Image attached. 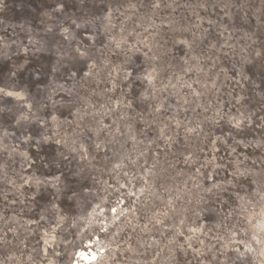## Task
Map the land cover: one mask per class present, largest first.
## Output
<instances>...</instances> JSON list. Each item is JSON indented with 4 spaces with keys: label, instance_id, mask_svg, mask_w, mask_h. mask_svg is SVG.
Returning <instances> with one entry per match:
<instances>
[{
    "label": "rangeland",
    "instance_id": "rangeland-1",
    "mask_svg": "<svg viewBox=\"0 0 264 264\" xmlns=\"http://www.w3.org/2000/svg\"><path fill=\"white\" fill-rule=\"evenodd\" d=\"M263 205L264 0H0V264H259Z\"/></svg>",
    "mask_w": 264,
    "mask_h": 264
},
{
    "label": "bare ground",
    "instance_id": "bare-ground-1",
    "mask_svg": "<svg viewBox=\"0 0 264 264\" xmlns=\"http://www.w3.org/2000/svg\"><path fill=\"white\" fill-rule=\"evenodd\" d=\"M4 91L6 92L7 95L12 96L16 99H21L24 96V94L21 91H15V90H10V89H5ZM257 214H258V217L254 222L251 223V226L253 227V230H254L253 236L256 237L257 241H260L261 240L260 235L264 232V205L258 208ZM253 216H254V213L252 212H249L247 214L248 219H251ZM55 238H56L55 235L49 234L46 230L44 231L43 239L46 243L49 241L54 242L56 240ZM234 238L235 236L234 237L232 236L233 241L235 240ZM95 240H98V237L92 240H89V242L87 243L85 242V243L88 247H90L91 245H95ZM247 246H249L248 248L253 251V248H252L253 245L247 244ZM95 248L94 249L84 248V249L77 250L75 252L76 257L71 262V264H104V262H106L109 256L106 255V253L104 252L102 253V251L99 250V248L97 250ZM44 250L45 251L47 250L46 245L44 246ZM256 255H257L256 256L257 262L259 264H264V240H263V243L260 245L259 250L257 251ZM50 264H53V263L50 262Z\"/></svg>",
    "mask_w": 264,
    "mask_h": 264
},
{
    "label": "snow or ice",
    "instance_id": "snow-or-ice-1",
    "mask_svg": "<svg viewBox=\"0 0 264 264\" xmlns=\"http://www.w3.org/2000/svg\"><path fill=\"white\" fill-rule=\"evenodd\" d=\"M94 258V257H93Z\"/></svg>",
    "mask_w": 264,
    "mask_h": 264
}]
</instances>
